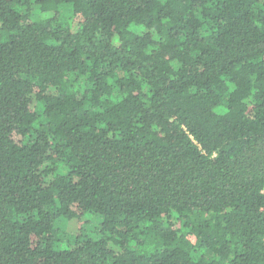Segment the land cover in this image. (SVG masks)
<instances>
[{
	"label": "trees",
	"instance_id": "trees-1",
	"mask_svg": "<svg viewBox=\"0 0 264 264\" xmlns=\"http://www.w3.org/2000/svg\"><path fill=\"white\" fill-rule=\"evenodd\" d=\"M0 264H264V0H0Z\"/></svg>",
	"mask_w": 264,
	"mask_h": 264
},
{
	"label": "rangeland",
	"instance_id": "rangeland-1",
	"mask_svg": "<svg viewBox=\"0 0 264 264\" xmlns=\"http://www.w3.org/2000/svg\"><path fill=\"white\" fill-rule=\"evenodd\" d=\"M95 221H97V219H95ZM130 246L133 247V248H136V245H133V244H132V245H130Z\"/></svg>",
	"mask_w": 264,
	"mask_h": 264
}]
</instances>
